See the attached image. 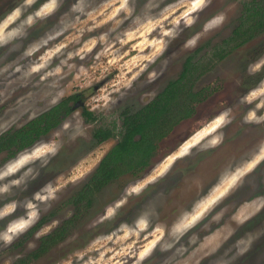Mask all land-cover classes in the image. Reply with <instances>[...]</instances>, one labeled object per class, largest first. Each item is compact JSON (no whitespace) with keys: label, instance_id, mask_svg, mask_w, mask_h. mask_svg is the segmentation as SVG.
Returning <instances> with one entry per match:
<instances>
[{"label":"rangeland","instance_id":"374dc122","mask_svg":"<svg viewBox=\"0 0 264 264\" xmlns=\"http://www.w3.org/2000/svg\"><path fill=\"white\" fill-rule=\"evenodd\" d=\"M251 1L213 0L212 6L200 14V21L193 28L186 30L180 39L175 41L165 53L166 56H170L172 52L177 51L175 59L170 61L164 75L153 84L142 88L141 85L144 84L147 78V73H144L133 83L132 90L126 99L111 106L110 109L103 107V101L99 97L106 91L111 92L114 97H118L119 90L123 85L121 74L122 71H125L122 66L127 64L132 56L137 55V50L134 47L138 43L137 39L123 45L115 40L118 34L134 27L131 21L126 20L118 27L112 21L100 23L105 20L110 9H104L106 0H95L96 15L90 19L82 18L78 22L79 27L87 26L92 30L85 31L78 41L72 39L76 35V32L69 31L58 41L54 42H69L68 47L64 50V54L66 55L69 51H78L91 38L99 37L102 33L109 32L110 29L115 27V31L109 32V42L112 44V50L105 53L104 48L106 45L97 43L92 51L87 53L83 61L78 57L70 61V63H74L77 67L60 82L61 89L64 92V96L60 100L74 94H79L81 98V102L74 107V110L67 118H70L74 111H79L82 116L83 105L98 116L93 122H86L83 118L84 124L87 126V137L79 138L74 143H66L61 153L47 168L41 170V175L29 186L27 192L22 193L19 190H14L12 196L0 198V203H3L9 199H23L24 196L30 197L33 192L37 191L45 182L50 180L66 184V187L60 193V199L53 203L51 209L42 213L39 222L28 231L29 233H25L9 247H0V264H20L37 250L38 247L36 245L38 240L41 238L40 240L42 241L43 236L46 235L37 237V233L43 228L52 225L53 221H59L60 223L63 219L68 218L66 214L68 212L72 213V210H74L72 206H68V203H70V201L68 202L69 198L80 193L82 186L88 183L90 175L97 168L101 159L115 144L118 137L117 132L121 125V113L128 109L131 111L137 110L153 99L169 81L179 76L185 58L194 55V52L200 46L212 44L216 49L222 41H227L233 29L239 24L244 5ZM40 2L42 0H38L37 5L33 7H38ZM68 2H71V0H68ZM144 2L145 0H139L135 15L140 14ZM175 2L176 0H163L161 8ZM18 3H20V0H0V17L6 15ZM65 7H67V4ZM217 11H225L229 17L228 22L223 28L202 38L194 50L180 51L179 48L184 40L200 31L204 21ZM173 12L176 13L175 8ZM122 16L123 14H121ZM55 21L56 17H52L49 21L36 25V27L30 30L26 40L16 41V44L26 46L29 41L43 35L45 31L52 27ZM97 24H99L98 27H93ZM153 35H156V33H153ZM51 46L50 44L49 47ZM12 48L13 45L0 48V67L16 61L20 57L23 47H20L17 51H12ZM43 51L42 49L36 55L39 56ZM207 51V49H203L199 52L197 51V54L202 55ZM262 54H264V34L232 49L226 58L219 61L220 63L215 62L211 68L202 72L200 76L198 75L193 90L194 92L201 89L204 90L203 92L206 94V97L196 107L195 114L177 125L172 133L160 143L150 167L138 176L122 175L115 182L95 191L91 195L92 209L90 208L87 211L88 213L85 215L84 221L69 234L68 238L53 247L51 251L39 260L29 263L28 259V262H24V264H85V261L89 258L98 259L101 253H104V261L108 262V264H114V261L109 258L113 257L114 253L119 251L128 242H117L115 238L112 241L99 240L97 242V238L111 234L121 220L131 221L149 200L156 206V210L159 213V222L166 224H171L181 209L190 208L193 201L198 199L200 195L208 192L225 166L246 158L261 141H264V124H242L241 118L251 106L240 105L238 103L242 95L254 88L261 79H264V71L256 75H248L246 72L247 65L255 61ZM113 55L121 57L119 63H108V60ZM61 58L63 57L54 58L52 62L53 66L57 65ZM21 63L26 64L27 61L24 60ZM159 63L158 61L157 65L153 67H158ZM80 66L86 69L85 74L79 73L78 69ZM9 79H15V77L0 76V93H2L0 101H3L0 102V121L12 122L13 118H15L12 127L9 129L11 130L22 126L30 120L28 115H21V104L30 106L31 110L39 115L51 108L48 106V101L51 97L43 95L47 91L44 85L35 86L38 81V77L36 76L32 78L27 87L9 84ZM153 91L155 92L154 97L150 94ZM30 92L32 96L29 98L28 93ZM18 101H21V104H18ZM97 105H99L97 110H92ZM224 107H231L233 109L235 119L225 129V142L223 145L209 152H196L194 150L191 157L177 161L172 172L163 181L150 186L142 197L130 199L129 203L120 210L115 221H109L95 227L91 226L92 221L102 214L105 205L118 199L128 183L143 177L147 170L154 166L155 161L166 155L172 146L179 144L182 135L191 134L200 125L203 118L211 119L212 116L222 111ZM60 125L43 136V138H49L51 133L58 129ZM114 125L116 137L97 145L92 144L91 138L95 128ZM185 130L187 131L185 132ZM64 139L67 140V137L65 136ZM15 155L7 157L5 153L0 154V165H3ZM74 169L87 173L85 178L76 184L70 182ZM157 192H163V195L156 196ZM259 195H264V164H261L246 178L242 188L235 192L228 200L224 201L201 225L193 230L199 237L195 244H187L188 237H185L181 241L182 244L186 245L188 251L183 255L175 256L172 264H176L177 261H187L188 264H196L197 260H199L200 264H214L217 259L223 256L225 250L232 245L233 241L244 233L251 232L258 234L259 232H264V210H262L240 227L236 234L227 243L223 244V247L213 252L216 244L221 243V241L220 239L212 240L211 237L217 231H221L226 235L228 228H237L233 217L241 213L252 212L253 209L246 205ZM221 208L226 209L221 221H212L211 217L216 212H219ZM90 212L93 213L90 214ZM20 214L21 212L19 211L16 213V215ZM12 218L8 217L4 221H0V229ZM56 227H52L50 231ZM25 235L28 237H24ZM146 235L147 239H151L150 235L142 234L137 247L147 242L145 239ZM30 245H34V247H30ZM174 251L175 249L161 253L157 250L153 257L145 261L144 264H161L164 258L172 256ZM234 251L233 249L229 255L234 254ZM81 254H83V259H81ZM121 258L117 257V259ZM129 264H131V260H129ZM233 264H264V235H260V238L252 244L250 251L235 260Z\"/></svg>","mask_w":264,"mask_h":264},{"label":"clouds","instance_id":"9594fccd","mask_svg":"<svg viewBox=\"0 0 264 264\" xmlns=\"http://www.w3.org/2000/svg\"><path fill=\"white\" fill-rule=\"evenodd\" d=\"M37 3L38 0H20V3L16 4L6 15L0 17V48L13 45L12 51H17L23 47V51L16 61L0 67V76L15 77V79H9V84H18L20 87H27L34 76L38 77L35 86L44 85L47 91L43 95L51 97L48 106L52 107L64 96L60 82L77 67L70 61L77 57L83 61L87 53L91 52L97 43L105 44L104 52H110L112 44L109 42V32L115 31V27L109 32L102 33L99 37L91 38L78 51H69L65 55L64 50L68 47L69 42H54L69 31L76 32L72 39L78 41L85 31L92 30L87 26L79 27L78 22L82 18L90 19L96 15L95 0H71V2L68 0H42L38 7H33ZM138 3L139 0H106L104 4V9H110V11L105 20L100 23L112 21L118 27L126 20H130L134 26L132 29L118 34L115 40L121 45L134 39L138 40V43L134 45L137 55L132 56L127 64L122 66L125 71H122L121 74L123 85L119 90L118 97H114L111 92L107 91L99 97L103 101L105 109H110L111 106L126 99L132 90L133 83L144 73H147V78L141 85L142 88L153 84L164 75L170 61L175 59L177 51L172 52L170 56H166L165 53L186 30L193 28L200 21V14L212 6L213 0H176L174 4L164 8H161L163 0H145L140 14L135 15ZM66 4L67 7H65ZM174 8L176 13L173 12ZM121 14H123L122 17ZM52 17H56V21L43 35L29 41L26 46L16 44V41L26 40L30 30L36 25L47 22ZM228 19L225 11H217L204 21L200 31L184 40L179 50H194L202 38L223 28ZM98 26L99 24L93 27ZM50 44L51 47H49ZM42 49L44 50L42 54L37 56L36 54ZM56 57L63 58L53 66L52 62ZM120 59L121 57L113 55L108 63L117 64ZM24 60L27 61L26 64L21 63ZM158 61L160 62L158 67H153L157 65ZM78 71L81 74L86 73L83 66H80ZM261 71H264V54L246 67L248 75H256ZM150 94L155 96L154 91ZM31 96L32 93H28V97ZM238 103L251 106L242 116V124H264V79H261L254 88L242 95ZM18 104H21V101H18ZM98 107L99 105L93 107L92 110H97ZM25 114L29 119H35L37 115L30 106L21 104V115ZM14 119L12 122L0 121V135L12 127ZM234 119L235 113L231 107H224L211 119L203 118L200 125L191 134L182 135L179 144L172 146L166 155L155 161L154 166L147 170L143 177L128 183L118 199L105 205L102 214L92 221L91 226L95 227L115 221L120 210L129 203L130 199L142 197L150 186L163 181L172 172L177 161L191 157L194 150L209 152L219 148L225 142V129L233 123ZM65 136L67 140L64 139ZM86 137L87 126L84 124L83 117L79 111H74L70 118H66L60 127L51 133L49 138H40L30 147L18 151L13 158L0 165V198L12 196L14 190H19L22 193L27 192L29 186L41 175V170L47 168L61 153L66 143H74L77 139ZM261 164H264V141H261L246 158L225 166L208 192L193 201L190 208L181 209L171 224L159 222L156 206L149 200L131 221L121 220L111 234L98 237L97 242L99 240L112 241L114 238L117 242H128L115 252L113 257L109 258L114 261V264H129V260H131V264H144L145 261L153 257L157 250L164 253L175 249L172 256L165 257L161 262V264H172L175 256L183 255L188 251L186 245L181 241L188 237L187 244H195L199 237L193 230L201 225L224 201L242 188L246 178ZM86 175V172L74 169L70 182L76 184ZM64 187L66 184L50 180L33 192L30 197L24 196L23 199H9L0 203V221L13 217L0 229V247L11 246L34 227L39 222L42 213L51 209L53 203L60 199V193ZM162 195L163 192L156 193V196ZM246 206L251 207L253 211L233 217L237 228H228L226 235L217 231L211 237L212 240L220 239L221 241L216 244L213 252L223 247V244L227 243L252 216L264 210V195L256 196ZM18 211L21 212L20 215H16ZM225 211V208H221L211 217L212 221H221ZM71 215L72 213L68 212L66 217ZM58 225L59 221H53L52 225L37 233V237L47 234L52 227ZM142 234L150 235L151 239H147L146 235L147 242L137 247ZM260 235H264V232L244 233L233 241L223 256L217 259L214 264H233L235 260L250 251L252 244L260 238ZM30 247H34V245H30ZM233 249L235 250L234 254L229 255ZM117 257L122 258L117 259ZM81 259H83V254H81ZM85 264H108V262L104 261V253H101L98 259L89 258ZM176 264H188V262L177 261ZM196 264H200L199 260L196 261Z\"/></svg>","mask_w":264,"mask_h":264},{"label":"trees","instance_id":"16d2710c","mask_svg":"<svg viewBox=\"0 0 264 264\" xmlns=\"http://www.w3.org/2000/svg\"><path fill=\"white\" fill-rule=\"evenodd\" d=\"M261 34H264V0H252L244 5L239 24L227 41H222L216 49L209 48L196 62H192L194 55L188 56L182 64L179 76L169 81L153 99L137 110H124L121 113V125L115 144L90 175L88 183L84 186L86 189L81 194L83 198L87 200L95 191L115 182L122 175L138 176L149 168L160 143L177 125L191 118L196 112V107L206 97L204 90H193L198 75L229 55L232 49ZM79 102V94L67 96L37 115L35 119H30L22 126L0 135V154L5 153L7 157H11L30 147L57 128ZM82 117L86 122H93L98 118L85 105L82 106ZM114 127L115 125L95 128L91 138L92 144L97 145L116 137ZM73 220L74 218L63 222L51 234L43 237L37 250L20 264L28 262V259L31 263L51 251L64 240L65 229Z\"/></svg>","mask_w":264,"mask_h":264},{"label":"flooded vegetation","instance_id":"af4514ba","mask_svg":"<svg viewBox=\"0 0 264 264\" xmlns=\"http://www.w3.org/2000/svg\"><path fill=\"white\" fill-rule=\"evenodd\" d=\"M213 46H212V44L211 45H209V44H204V45H202V46H200L195 52H194V58H193V60H192V62H196V61H198L200 58H201V56L203 55H201V54H197L199 51H201V50H203V49H209V48H212ZM198 51V52H197ZM224 58H226V56L224 57ZM223 58V59H224ZM186 59V58H185ZM184 62H185V60H184ZM183 62V63H184ZM220 63V62H219ZM197 82V81H196ZM195 82V83H196ZM85 185H83L82 186V189H81V191H80V193L78 194V195H73L72 197H70L69 198V200H68V202L70 201V203H68V206H72L73 208H74V210H72V215L70 216V217H68V218H65V219H63V221H61L60 223H59V225L55 228V229H57L60 225H62V222H65V221H67V220H69V219H72V218H74V220H73V222L71 223V225H68V230H67V228L65 229V234H66V236H65V238H64V240L63 241H65L67 238H68V236H69V234H71L79 225H80V223L82 222V221H84V218H85V215H87V211L92 207V203H91V195L87 198V200H85L83 197V195H81L82 193H83V191L86 189L85 187H84ZM92 209V208H91ZM76 210V211H75ZM86 210V211H85ZM91 213H93V212H90V214ZM54 229V230H55ZM54 230H51L49 233H47L46 235H49V234H51ZM45 235V236H46ZM45 236H43V237H45ZM41 239V238H40ZM38 240V243H37V247H39L40 246V244H41V240ZM43 256H45V255H43ZM42 256V257H43ZM42 257H40V258H42ZM40 258H38L37 260H39ZM34 261H36V259H34Z\"/></svg>","mask_w":264,"mask_h":264}]
</instances>
